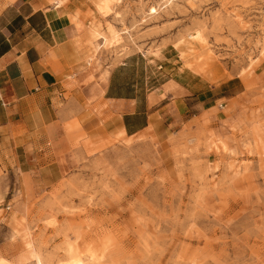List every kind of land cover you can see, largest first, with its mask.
<instances>
[{
  "label": "rangeland",
  "instance_id": "1",
  "mask_svg": "<svg viewBox=\"0 0 264 264\" xmlns=\"http://www.w3.org/2000/svg\"><path fill=\"white\" fill-rule=\"evenodd\" d=\"M96 5L84 29L120 42L90 45L83 83L132 135L61 121L56 170L0 188V264H264V0Z\"/></svg>",
  "mask_w": 264,
  "mask_h": 264
},
{
  "label": "crops",
  "instance_id": "2",
  "mask_svg": "<svg viewBox=\"0 0 264 264\" xmlns=\"http://www.w3.org/2000/svg\"><path fill=\"white\" fill-rule=\"evenodd\" d=\"M96 1L53 0L50 6L42 0H0L1 189L8 187L6 178L12 173L20 187L24 175L39 181L33 177L35 174L46 173L47 179L56 170L53 155L60 145L53 146L63 136L61 121L78 122L86 134H101L108 126L132 135L124 124V117L131 112L124 109L117 117L118 113L107 103L115 100L107 96L109 88L104 87L99 93L97 84L92 87L93 83H83L90 45L98 42L100 47L102 40L93 37L91 25L95 22L84 29L77 10L90 2L95 10ZM15 12L24 14L21 21H17ZM37 16L43 18L41 30L35 25ZM44 30L47 33L43 34ZM63 64L66 69L60 68ZM222 94L217 102L232 100L240 91L232 86ZM64 116L66 120L61 119ZM16 184L11 181L9 186L18 188ZM6 199L10 201L4 195L3 203ZM5 246L0 239V251Z\"/></svg>",
  "mask_w": 264,
  "mask_h": 264
},
{
  "label": "bare ground",
  "instance_id": "3",
  "mask_svg": "<svg viewBox=\"0 0 264 264\" xmlns=\"http://www.w3.org/2000/svg\"><path fill=\"white\" fill-rule=\"evenodd\" d=\"M91 29L94 32L93 37L102 40L101 47L112 48V47H116L119 45V42H120V38L118 35L119 33L116 32L113 26L108 24L105 27H103V30H102L100 25L96 23V24L91 25ZM70 264H82V263L81 261L77 260V261L71 262Z\"/></svg>",
  "mask_w": 264,
  "mask_h": 264
}]
</instances>
